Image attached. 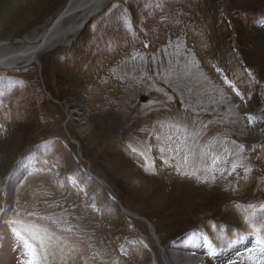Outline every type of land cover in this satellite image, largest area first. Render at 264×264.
<instances>
[{"label":"rangeland","instance_id":"374dc122","mask_svg":"<svg viewBox=\"0 0 264 264\" xmlns=\"http://www.w3.org/2000/svg\"><path fill=\"white\" fill-rule=\"evenodd\" d=\"M67 1L0 0V41ZM0 208L9 264L17 232L42 264H177L144 219L164 249L201 233L204 264L264 262V0H116L0 69Z\"/></svg>","mask_w":264,"mask_h":264},{"label":"bare ground","instance_id":"6f19581e","mask_svg":"<svg viewBox=\"0 0 264 264\" xmlns=\"http://www.w3.org/2000/svg\"><path fill=\"white\" fill-rule=\"evenodd\" d=\"M114 1L116 0H68L46 24L33 34L0 41V69L31 66L39 61L43 53L73 45L81 32L88 26L87 24L84 26L88 18H95L101 13L100 10L106 9ZM138 179L137 177V184H140L141 179ZM152 233L159 240L155 228L154 231H151ZM205 242L201 238V245L197 246L195 243L186 241L185 238H180L161 252L165 258L172 256L177 264H204L207 246ZM184 248L186 249L183 250ZM10 258L11 256L8 258L5 248L0 250V264H9Z\"/></svg>","mask_w":264,"mask_h":264},{"label":"snow or ice","instance_id":"6c2138e0","mask_svg":"<svg viewBox=\"0 0 264 264\" xmlns=\"http://www.w3.org/2000/svg\"><path fill=\"white\" fill-rule=\"evenodd\" d=\"M161 151H163V149H161ZM217 163L216 159H213V165H215ZM237 167H239V165L233 161L231 164V169L234 172ZM4 210L2 208H0V212H3ZM13 223H20V221H13ZM16 235L18 237H21L22 243H23V247L26 251V255L28 257V259L26 261L23 262V264H42V260H43V255L41 253H38L37 251V247L34 246L32 243H30L27 239H24L21 234L19 232L16 233ZM35 238V236L33 237ZM40 247L41 249L43 248V241H40ZM248 251L251 252H255L257 251V249L252 248V249H248ZM259 251L264 252V245H262L259 249ZM211 255V253H210ZM250 259L252 257H249ZM229 264H236V261H229ZM261 264H264V262H261Z\"/></svg>","mask_w":264,"mask_h":264},{"label":"water","instance_id":"95a60500","mask_svg":"<svg viewBox=\"0 0 264 264\" xmlns=\"http://www.w3.org/2000/svg\"><path fill=\"white\" fill-rule=\"evenodd\" d=\"M103 10H104V9H103ZM103 10H100V11L102 12ZM99 13H100V12H99ZM94 16H95V15H94ZM94 16H93V17H94ZM90 19H91V18H90ZM90 19L88 18V20L85 22L84 26H85L86 24L88 25V23L90 22ZM37 63H38V61H37ZM144 99H145V97L142 98V100H144ZM142 219H144V218H142ZM144 221H145V222L147 223V225L149 226L150 231H154V226H153V224H152L151 222H149L148 220H146V219H144ZM152 236L154 237L153 233H152ZM154 239L156 240V243H157L159 249H160L161 251H164V248L161 246L160 241H159L157 238H155V237H154Z\"/></svg>","mask_w":264,"mask_h":264},{"label":"trees","instance_id":"16d2710c","mask_svg":"<svg viewBox=\"0 0 264 264\" xmlns=\"http://www.w3.org/2000/svg\"><path fill=\"white\" fill-rule=\"evenodd\" d=\"M135 28H136V26H135ZM131 29H134V25L131 26L130 30H131ZM136 30H137V28H136Z\"/></svg>","mask_w":264,"mask_h":264}]
</instances>
